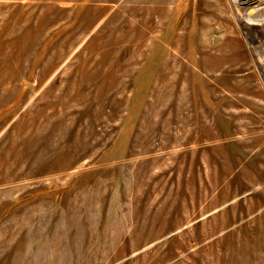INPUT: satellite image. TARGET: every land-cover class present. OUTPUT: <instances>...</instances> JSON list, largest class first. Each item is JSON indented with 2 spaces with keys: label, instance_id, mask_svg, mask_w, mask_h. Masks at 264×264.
I'll return each mask as SVG.
<instances>
[{
  "label": "rangeland",
  "instance_id": "1",
  "mask_svg": "<svg viewBox=\"0 0 264 264\" xmlns=\"http://www.w3.org/2000/svg\"><path fill=\"white\" fill-rule=\"evenodd\" d=\"M240 7L0 0V264H264V23Z\"/></svg>",
  "mask_w": 264,
  "mask_h": 264
},
{
  "label": "bare ground",
  "instance_id": "2",
  "mask_svg": "<svg viewBox=\"0 0 264 264\" xmlns=\"http://www.w3.org/2000/svg\"><path fill=\"white\" fill-rule=\"evenodd\" d=\"M230 1L236 2V3L244 6V7H240V9H243L242 12L240 13V16L243 17L245 19V21L251 22V23L258 21V22H260V24L264 23V18H262V19L257 18L256 16L258 13L252 12V11H258L259 7L256 5L264 4V0H230ZM253 3H255V4L253 5ZM238 10L239 9L237 8V11ZM201 60H202L204 69L207 71V73L209 75H212L214 72H216L217 70L220 69V66H221L224 58L219 54H212L211 52H207Z\"/></svg>",
  "mask_w": 264,
  "mask_h": 264
}]
</instances>
